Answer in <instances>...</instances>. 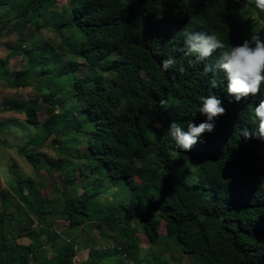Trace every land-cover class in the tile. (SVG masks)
Instances as JSON below:
<instances>
[{
  "label": "trees",
  "instance_id": "obj_1",
  "mask_svg": "<svg viewBox=\"0 0 264 264\" xmlns=\"http://www.w3.org/2000/svg\"><path fill=\"white\" fill-rule=\"evenodd\" d=\"M69 1L72 7L64 14L58 0H0V7L15 11L5 23L24 20L20 34L26 25L42 21L62 37L54 46L38 40L36 53L18 46L29 59L27 66L10 77L7 57L0 61V79L20 87L34 84L37 75L46 78L47 91L7 107L25 112L28 124L37 128L20 147L34 170L54 168L39 152L50 144L61 155L56 168L76 187L73 193L46 196L41 182L26 177L18 179L15 193L38 219L57 213L69 221L68 230L90 221L106 238L111 233L113 244L91 247L83 264H150L165 258L155 249L143 255L138 235L142 230L154 247L162 238V222L166 236L177 251L191 256L192 264H264V141L241 134L244 128L255 131L254 108L264 89L261 96L236 102L227 93L225 73L205 71L219 52L193 67L183 35L184 30L207 32L227 47L241 46L253 34L264 39V12L255 0H225L220 6L210 0ZM239 3L247 8L242 20ZM57 51L68 58L57 63L59 58L51 57ZM168 57L176 65L164 71L162 61ZM83 65L88 70L79 76ZM58 76H67L70 95L52 89ZM209 95L222 99L226 114L191 152L177 149L168 131L171 123L186 130L189 122L205 121L199 109L201 97ZM161 100L167 102L163 107ZM45 103L49 116L41 121ZM77 166L86 175L82 183L74 179ZM106 182L117 189L104 203L100 195ZM12 195L0 188V264H77L79 235L74 232L66 230L59 247L58 240L53 242L52 255L34 243L55 231L32 228L30 213L23 212L18 236L12 234L18 218L14 208L22 209ZM204 205L216 206L220 214Z\"/></svg>",
  "mask_w": 264,
  "mask_h": 264
},
{
  "label": "rangeland",
  "instance_id": "obj_2",
  "mask_svg": "<svg viewBox=\"0 0 264 264\" xmlns=\"http://www.w3.org/2000/svg\"><path fill=\"white\" fill-rule=\"evenodd\" d=\"M130 1L135 4L138 3L137 0ZM224 1L225 0H210V2L215 6H220ZM58 5L60 11H62L64 14H68L72 7L69 0H58ZM237 8L239 11V19H244L247 8L240 3ZM14 14L15 11H11L9 13L6 7H0V61L7 57L10 59L8 63V75L10 77L14 76L17 70L25 68L29 60L26 57V53H22L18 50V46H21L22 48H31L34 50V53H36L37 50L35 49V44L38 43V40L42 39L43 41H48L49 44L54 46L55 44H59L62 38L60 33L55 30L54 26L45 25L42 23V21L29 24L28 26L26 25L24 27L23 34H20V30L23 29L24 20L14 19L12 22H4L7 17H13ZM233 20L235 24L239 25L237 18ZM74 43L79 45L78 40L74 41ZM55 56L59 58L57 63L59 61L63 62L68 58V55L59 53L58 51L51 53L52 58ZM54 64L56 63H52L51 66H54ZM87 70L88 68L83 65L77 74L82 76ZM35 79L36 82H34V84L20 87H12L7 83L6 79H0V188L13 193L11 197L12 200H14L15 205L18 206L17 204H19V207H22V209L19 208L20 210L18 208H14V212L18 218L15 220V232L12 231V234H14L16 237L18 236L21 226L20 219L22 220V217H24L22 215L24 214L23 212L30 213L34 219L33 222H31L32 228H38L42 226L45 228L48 227L49 229L55 231V234H43L41 240L34 243L37 247L41 246L42 250H45L48 254L52 255L56 252L57 247L61 245L62 238L66 236V230L69 229V221L65 216L57 213L44 214L42 219H38L29 205L23 201L14 190V187L18 186L19 178L31 177L36 182H41L44 185V187L41 188V191L44 192V195L46 196L57 195L61 192L69 194L76 191V187L71 186L68 183L65 171L56 168L58 163L57 161L61 156L58 149L48 144L39 150L41 155L49 163L51 162L54 167L51 171H49L48 167L45 166L44 170L40 174L34 170L33 165L20 150V147H22L26 141L35 137L37 128L28 124L26 121L25 112L8 108L7 106L9 104L22 105L28 100L35 98L37 92L47 91L46 78L39 77V75H37ZM66 80L67 76L56 77L52 84V89L63 92L66 95H70V90L66 89ZM41 102L42 99L40 98L39 103ZM48 107L49 104L45 103L43 108L40 110L39 117L41 121H44L49 116L47 111ZM51 140L52 139L50 138L48 143H50ZM81 147L83 148V146ZM138 163H140V161H138ZM85 178V173L77 166L74 169L75 181L77 183H82ZM116 189V186L108 185L106 182L103 189L104 191L101 192L102 194L100 195V200L104 203L105 201L107 202L110 200L113 197ZM32 198H35V194L32 195ZM46 205L49 206L51 204L48 202ZM202 208L204 210H210L216 215L220 214V211L216 206L204 205ZM68 231H70V233L74 232L75 234L79 235V239L77 241V264H83V262L89 257V249L91 247L106 248L113 244L109 238L111 233H109V236L106 238L100 229L93 226L90 221H87L86 224L77 230ZM160 233L162 234L160 242L152 247V244L148 242V239L144 235L143 231L141 230L138 232L143 247V255H146L155 249L162 252L165 256V258L160 257L157 259L154 258V260H149L150 264L157 263L158 261L163 263L166 261L167 264L179 263V261H181L183 264H192L191 256L187 254H181L179 251H177L173 241L166 236L167 232L164 222L161 223ZM58 235L60 236L58 237ZM18 239L24 243H29L30 241V239L27 237H20ZM55 240H58L57 247L53 246V242ZM84 245L87 247H84ZM43 254L45 253L43 252ZM128 264H132V262L128 261Z\"/></svg>",
  "mask_w": 264,
  "mask_h": 264
},
{
  "label": "clouds",
  "instance_id": "obj_3",
  "mask_svg": "<svg viewBox=\"0 0 264 264\" xmlns=\"http://www.w3.org/2000/svg\"><path fill=\"white\" fill-rule=\"evenodd\" d=\"M255 7L264 12V0H255ZM184 52L194 59L189 60L191 66L206 61L213 53L219 52L214 65H208L206 72L217 70L225 73L227 81V93L234 97L236 102L255 98L262 95L264 89V39L258 34H253L250 40H245L241 46L227 47L226 44L215 34L207 32L183 31ZM254 45V47L252 46ZM176 65V60L168 57L162 61V68L168 71ZM183 71V68H181ZM215 86V79L212 80ZM199 112L207 119L198 125L189 122L185 130L177 122H172L168 131L175 142L177 149L191 152L194 147L202 142L206 133L215 130L214 121L226 114L223 101L217 95L201 97ZM167 102L160 101L163 107ZM254 116L258 121L255 131L244 128L241 132L245 139L256 138L264 141V98L254 108ZM160 127L159 124H156Z\"/></svg>",
  "mask_w": 264,
  "mask_h": 264
}]
</instances>
